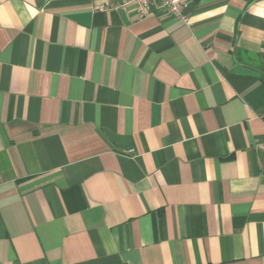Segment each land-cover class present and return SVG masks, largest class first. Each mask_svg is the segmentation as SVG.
Returning a JSON list of instances; mask_svg holds the SVG:
<instances>
[{"label": "crops", "instance_id": "crops-1", "mask_svg": "<svg viewBox=\"0 0 264 264\" xmlns=\"http://www.w3.org/2000/svg\"><path fill=\"white\" fill-rule=\"evenodd\" d=\"M0 0V264H264V0Z\"/></svg>", "mask_w": 264, "mask_h": 264}, {"label": "built area", "instance_id": "built-area-1", "mask_svg": "<svg viewBox=\"0 0 264 264\" xmlns=\"http://www.w3.org/2000/svg\"><path fill=\"white\" fill-rule=\"evenodd\" d=\"M155 4H159V7L172 17L190 25L185 13L186 0H125L122 6H135L139 18H143L149 13L151 5Z\"/></svg>", "mask_w": 264, "mask_h": 264}]
</instances>
